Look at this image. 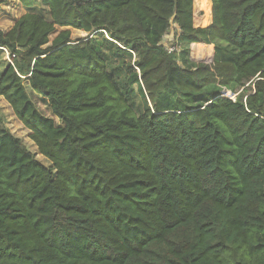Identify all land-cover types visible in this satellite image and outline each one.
I'll use <instances>...</instances> for the list:
<instances>
[{"label":"trees","instance_id":"trees-1","mask_svg":"<svg viewBox=\"0 0 264 264\" xmlns=\"http://www.w3.org/2000/svg\"><path fill=\"white\" fill-rule=\"evenodd\" d=\"M18 1L0 95L51 164L0 125V264H264V0Z\"/></svg>","mask_w":264,"mask_h":264},{"label":"rangeland","instance_id":"rangeland-1","mask_svg":"<svg viewBox=\"0 0 264 264\" xmlns=\"http://www.w3.org/2000/svg\"><path fill=\"white\" fill-rule=\"evenodd\" d=\"M29 9L23 6L18 0H8L6 4H4L0 8V29L8 31L11 29L16 21L25 14ZM34 11H37L43 14L45 17L50 19L49 7L39 1L36 6L33 8ZM63 29H68L65 27H58L55 32L51 34V39L56 37V35ZM72 31V38L74 40L79 39L81 37H85L88 33L83 30H78L75 28L69 27ZM178 31L177 23L172 20V25L170 30L165 36L164 44H166L170 49H174L175 46L172 44L174 38L176 37V32ZM204 49V48H203ZM193 55L196 58H202L205 56H210L212 50L204 49L201 50L199 47L193 46ZM11 60V56L7 50L0 49V70L4 68V66ZM133 62V61H132ZM26 85L29 91L31 98L36 103L39 110L49 116L54 118L57 122L59 119L53 114L51 110V106L47 98L35 93L29 83L26 81ZM225 95L236 98L238 93H234L232 91L225 92ZM136 101L138 105H141V100L138 94H136ZM0 125L8 128L15 136L21 138L24 144L35 154L36 158L45 165H50L51 162L42 154L39 153L37 146L34 141L30 137V131L23 125V123L16 117L11 105L7 102V100L0 95Z\"/></svg>","mask_w":264,"mask_h":264},{"label":"built area","instance_id":"built-area-1","mask_svg":"<svg viewBox=\"0 0 264 264\" xmlns=\"http://www.w3.org/2000/svg\"><path fill=\"white\" fill-rule=\"evenodd\" d=\"M177 28H178V31H179L180 29H179V27H178V26H177ZM10 61H11V60H10Z\"/></svg>","mask_w":264,"mask_h":264}]
</instances>
